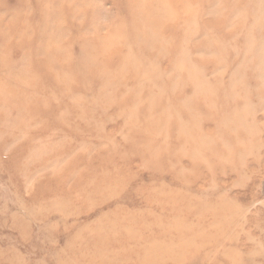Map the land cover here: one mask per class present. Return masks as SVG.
<instances>
[{
	"label": "rangeland",
	"instance_id": "rangeland-1",
	"mask_svg": "<svg viewBox=\"0 0 264 264\" xmlns=\"http://www.w3.org/2000/svg\"><path fill=\"white\" fill-rule=\"evenodd\" d=\"M0 264H264V0H0Z\"/></svg>",
	"mask_w": 264,
	"mask_h": 264
},
{
	"label": "bare ground",
	"instance_id": "bare-ground-1",
	"mask_svg": "<svg viewBox=\"0 0 264 264\" xmlns=\"http://www.w3.org/2000/svg\"><path fill=\"white\" fill-rule=\"evenodd\" d=\"M69 23V22H68ZM67 32V31H66Z\"/></svg>",
	"mask_w": 264,
	"mask_h": 264
}]
</instances>
